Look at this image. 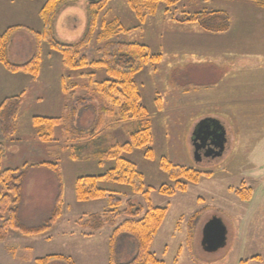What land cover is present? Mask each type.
<instances>
[{"label": "rangeland", "instance_id": "rangeland-1", "mask_svg": "<svg viewBox=\"0 0 264 264\" xmlns=\"http://www.w3.org/2000/svg\"><path fill=\"white\" fill-rule=\"evenodd\" d=\"M46 1L0 0V32L19 26L9 46L12 62L25 63L35 55L37 42L31 30L41 31L40 10ZM90 2L65 0L61 4L53 19L58 41H80L95 19L94 40L85 54L97 60L101 56L97 48L104 43L98 39L102 22L118 20L130 31L114 39L145 43L152 53L162 56L135 75L153 128L150 146L154 156L145 157L146 147L123 153L143 171L151 204L168 207L151 251L163 264H264L263 5L258 0H181L167 9V4L160 2L156 13L142 19L127 0H110L99 6ZM202 9L226 12L229 29L216 34L204 31L196 22L178 20L185 12ZM40 56L41 68L36 76L10 72L0 63V103L12 95L22 94L23 98L15 132L9 138L0 133L2 163L3 168L27 170L20 210L23 224L38 226L45 222L61 184L63 213L55 228L45 235L16 239L14 236L20 234L12 231L0 242V264H35L37 258L50 254L65 255L76 264H109L112 228L86 236L76 223L89 214L108 210L109 200L79 201L74 186L81 175L103 173L113 167L115 160L108 158L102 167L98 165L94 150L98 151L101 144L105 147L127 142L141 122L110 123L112 126L101 129L98 136L81 139L80 132L92 127L97 116V105L87 96L95 86L93 82L104 80L107 73L90 64L80 69L68 67L61 54L46 42L41 43ZM236 82L239 87L234 88ZM84 97L85 101L81 99ZM38 115L60 120L50 128L45 123L37 127L33 118ZM211 116L226 125L227 150L222 156L197 159L192 134L198 122ZM99 140L100 145L96 142ZM162 156L201 172L200 182L190 183L185 192L162 194L161 187L173 185L160 165ZM44 161L60 164L62 182L48 168L32 166ZM242 183L252 189L248 200L235 192ZM100 186L122 198L120 209L129 199L145 210L148 207L147 196L134 193L129 184L108 180L101 181ZM215 219L223 222L226 241L217 250L208 251L203 246L204 233ZM135 252L134 238L121 235L116 260L127 262Z\"/></svg>", "mask_w": 264, "mask_h": 264}, {"label": "trees", "instance_id": "trees-1", "mask_svg": "<svg viewBox=\"0 0 264 264\" xmlns=\"http://www.w3.org/2000/svg\"><path fill=\"white\" fill-rule=\"evenodd\" d=\"M65 0H47L41 10L42 19L41 31H32L37 42L36 53L32 59L25 63H15L9 58V46L12 35L19 26H11L0 32V63L7 70L13 73H29L38 75L41 68V43L46 42L51 49L61 54L63 62L70 68L80 69L86 65H96L104 68L107 76L102 81H94L95 86L87 96L88 100L96 105V120L87 131L80 132V138L86 135L95 136L106 126L117 125L119 122L129 120H140L141 124L136 131L130 133V139L123 143H111L103 147L100 145L96 151L94 160L97 164H104V160L114 159L115 165L104 170L103 173L86 174L77 178L74 186L76 197L79 201H90L107 198L110 208L102 213H92L80 218L76 222L83 234L88 236L97 233L105 228H112L110 234V258L109 264H163V261L151 251V242L157 233L167 214L168 207L153 206L149 200V189H145V175L139 169L136 162L123 156V153H130L135 149L146 147L145 157L153 158V148L150 146L153 141V128L148 119L149 111L141 102L142 96L139 84L135 75L144 69L146 64L155 62L162 58L161 54H154L150 47L138 41H121L114 39L130 30L120 21L112 20L102 22L101 34L97 51L101 54L97 60H90L85 52L91 47L94 40V23L91 24L85 36L76 43H63L54 36L53 19ZM110 0H94L91 6L99 4L106 5ZM131 9L137 17L145 18L147 14L157 12L160 2L167 4L168 8L176 5L181 0H127ZM264 5V0H258ZM181 22H196L204 31L223 33L230 27L229 16L223 10H199L194 13L185 12V16L178 18ZM27 28V27H26ZM29 29V28H27ZM93 74V73H91ZM85 101V97L81 98ZM80 100V98L78 99ZM81 100L80 104H83ZM23 104L22 94L6 97L0 103V133L9 138L16 129V117ZM94 104V106H95ZM60 118L50 116H34V124L38 127L41 124H48L49 128L58 123ZM112 123V124H110ZM98 136V135H97ZM51 137V136H50ZM88 142V141H87ZM98 147V146H97ZM89 148V147H88ZM87 148V149H88ZM92 148H94L92 146ZM3 144L0 143V242L7 240L12 231L22 236L45 235L51 232L63 213L64 198L61 191L55 198L54 208L45 222L38 226H28L20 220V210L24 202V188L26 183L27 170L24 168H3L2 158ZM81 149V146H79ZM160 165L164 168L168 178L173 185L161 187L162 194L174 195L176 192L187 191L190 183L197 184L202 178V173L182 165L174 164L168 157L162 156ZM111 163V162H110ZM44 166L51 170L61 181V166L55 161H44L32 166ZM97 165V166H98ZM116 181L131 185L134 193L147 196L149 203L145 210L140 203H134L131 199L125 202V208L120 209L124 201L115 192L109 191L100 186L101 181ZM242 185L235 190L242 200H248L252 196V189ZM199 213V212H198ZM124 220L119 221V218ZM198 217V215H197ZM194 221V219H193ZM192 227V226H191ZM121 235L134 238L136 252L127 262L116 260L117 247ZM254 258H257L254 257ZM65 264H76L70 257L62 254H50L39 257L35 264H52L54 262Z\"/></svg>", "mask_w": 264, "mask_h": 264}, {"label": "water", "instance_id": "water-1", "mask_svg": "<svg viewBox=\"0 0 264 264\" xmlns=\"http://www.w3.org/2000/svg\"><path fill=\"white\" fill-rule=\"evenodd\" d=\"M94 1V0H91ZM216 133L219 144L216 146L219 148L215 156H220L223 152L224 145L226 142V129L225 126L219 119L216 118H205L198 122L194 128L192 134V141L195 148L196 158H200V141H204L208 133ZM204 139V140H203ZM212 155V154H210ZM209 156V155H208ZM226 241V228L220 219H215L206 226L203 246L208 251L217 250Z\"/></svg>", "mask_w": 264, "mask_h": 264}, {"label": "flooded vegetation", "instance_id": "flooded-vegetation-1", "mask_svg": "<svg viewBox=\"0 0 264 264\" xmlns=\"http://www.w3.org/2000/svg\"><path fill=\"white\" fill-rule=\"evenodd\" d=\"M219 120H221V119H219ZM221 122H222V120H221ZM222 124L224 125L225 123L223 122ZM219 142H220V140L218 139L216 133H214V132H213V134L208 133L205 137V140L200 141V144H199L201 146L200 151H199L200 157L202 156V158L203 157L214 158L213 156H215V154L219 150V148L216 147L219 144ZM228 142H229V136H227V129H226V142L224 145L223 152L220 156H222L225 153V151L227 150ZM210 154H212V155H210Z\"/></svg>", "mask_w": 264, "mask_h": 264}, {"label": "crops", "instance_id": "crops-1", "mask_svg": "<svg viewBox=\"0 0 264 264\" xmlns=\"http://www.w3.org/2000/svg\"><path fill=\"white\" fill-rule=\"evenodd\" d=\"M239 1H241V0H239ZM252 1V0H251ZM256 1V0H255ZM252 5H253V2H252ZM263 8H264V5H263ZM253 32H258L257 30H256V28L255 29H253ZM259 39V38H258ZM264 50V45H263V49H261V51H263ZM260 52V51H259ZM257 54V53H256ZM257 55H259V54H257ZM233 87L234 88H237V87H239V83L238 82H236V83H234L233 84ZM104 229H102L101 231H103ZM100 232V231H99ZM14 238H16V239H23V236L22 235H17V236H14Z\"/></svg>", "mask_w": 264, "mask_h": 264}]
</instances>
